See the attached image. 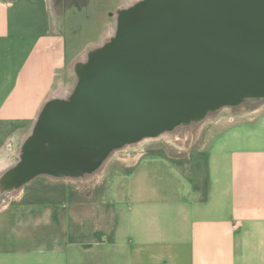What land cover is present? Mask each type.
Returning <instances> with one entry per match:
<instances>
[{
	"label": "crops",
	"instance_id": "crops-1",
	"mask_svg": "<svg viewBox=\"0 0 264 264\" xmlns=\"http://www.w3.org/2000/svg\"><path fill=\"white\" fill-rule=\"evenodd\" d=\"M65 4L0 0V138L30 132L51 96L45 46ZM186 141L172 156L130 152L124 172L25 207L12 208L25 193L5 189L4 171L0 264H264V110L208 146Z\"/></svg>",
	"mask_w": 264,
	"mask_h": 264
},
{
	"label": "water",
	"instance_id": "water-1",
	"mask_svg": "<svg viewBox=\"0 0 264 264\" xmlns=\"http://www.w3.org/2000/svg\"><path fill=\"white\" fill-rule=\"evenodd\" d=\"M76 72L68 97L42 105L3 174L7 191L88 179L128 145L263 101L264 0H140Z\"/></svg>",
	"mask_w": 264,
	"mask_h": 264
},
{
	"label": "rangeland",
	"instance_id": "rangeland-1",
	"mask_svg": "<svg viewBox=\"0 0 264 264\" xmlns=\"http://www.w3.org/2000/svg\"><path fill=\"white\" fill-rule=\"evenodd\" d=\"M126 2L127 0H66L64 11L55 9L53 35L55 39L45 46V49L50 50L53 55L52 67L55 77L53 91L47 100L52 97L65 98L56 96L55 93L61 86L71 87L76 85L78 81L76 67L79 56L86 52L90 46L102 43L104 38L108 37L110 27L115 25L117 30L119 11L129 8L124 6ZM115 33H113L111 39ZM263 110L264 100H251L238 107H225L217 112L210 113L202 122L184 125L182 127L184 133L179 136H182L181 141L187 139L188 146H208L225 127L235 124L238 120L253 117ZM26 129L27 127L20 130L16 136L7 133L0 138V163L4 162L5 164V161L14 162L19 160L15 151L27 136L26 134L29 131ZM0 132H2V129H0ZM173 133L175 131L166 134ZM181 141L178 137H161L143 144V147H139L141 143L128 145L119 150L121 159H113L107 164L106 168L109 167L108 176L115 174L117 169L120 168L123 169V172L125 171L124 164L130 152L145 150L157 155L169 154V156H172L175 149L183 144L180 143ZM78 182L77 180H57L50 177H41L26 187L25 196L21 200H14L11 206L12 208L20 207L21 202L24 204L22 206L25 207L47 197L56 198L65 189L79 187ZM85 188L88 189V186L85 185ZM1 193L0 189V201L4 198ZM47 193L51 195H47Z\"/></svg>",
	"mask_w": 264,
	"mask_h": 264
},
{
	"label": "bare ground",
	"instance_id": "bare-ground-1",
	"mask_svg": "<svg viewBox=\"0 0 264 264\" xmlns=\"http://www.w3.org/2000/svg\"><path fill=\"white\" fill-rule=\"evenodd\" d=\"M138 1H140V0H127V2H126V4L124 5V6H127V7H130V6H132V5H134V4H136ZM114 26V27H113ZM112 27H110V32H108V37H105L104 38V40H103V42L102 43H100L99 45H94V46H90L87 50H86V52H84L82 55H80L79 56V58H78V62L79 61H84L85 59H86V57H87V54H88V52L89 51H91V50H94V49H96V48H98V47H101V46H103V45H105L108 41H110L111 40V37H112V35H113V33L114 32H116V27H115V25H113ZM74 87L75 86H61L59 89H58V91L55 93L56 94V96H63V97H68L71 93H72V91H73V89H74ZM52 95H54V94H52ZM55 96V95H54ZM28 135V134H27ZM27 137V136H26ZM25 137V138H26ZM161 137H164V138H170V137H178L175 133H173V134H163V135H161V136H159V137H157V138H147L146 140H144L143 142L141 141V142H139V143H141L140 145H139V147H143V144H146V143H148V142H150L151 140H153V139H159V138H161ZM24 138V139H25ZM19 151H20V146H19V148L15 151V153H16V155H17V157H19ZM123 152V151H122ZM13 153V152H12ZM119 153H121L119 150L118 151H115L111 156H110V158L107 160V162H106V164H105V167L103 168V170L101 171V172H98V173H96L97 174V176H95L96 178L95 179H98V178H101L102 176H103V174H104V170H105V168H106V166H107V164L111 161V160H113V159H121L120 158V154ZM18 161H14V162H9V161H5V164H4V162H3V164H4V167H3V169H0V174L1 173H3L4 171H6L7 169H9L10 167H12V166H14L16 163H17ZM0 166H1V163H0ZM83 181V180H82ZM96 181V180H95ZM24 191H25V189H23L19 194H17V195H15V197H18V196H20V194L22 195L23 193H24Z\"/></svg>",
	"mask_w": 264,
	"mask_h": 264
}]
</instances>
